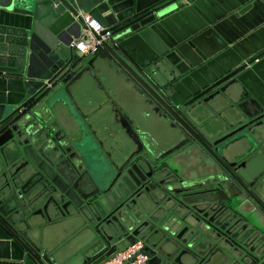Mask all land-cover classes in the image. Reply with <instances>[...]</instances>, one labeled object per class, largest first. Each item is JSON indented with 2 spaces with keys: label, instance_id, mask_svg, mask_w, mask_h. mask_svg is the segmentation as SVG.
<instances>
[{
  "label": "flooded vegetation",
  "instance_id": "1",
  "mask_svg": "<svg viewBox=\"0 0 264 264\" xmlns=\"http://www.w3.org/2000/svg\"><path fill=\"white\" fill-rule=\"evenodd\" d=\"M93 72L97 77L101 71ZM248 75L254 89H264L255 74ZM135 83L158 118L136 122L117 105L110 123L96 124L93 116L81 112L72 125L58 129L39 113L29 120L36 138L33 145L48 146L52 167L71 183L87 184L88 194L95 191L93 180L106 170L139 171L141 187L121 203L140 207L137 225L148 238L138 237L144 249L157 243L146 251L147 264H264V99L261 103L246 90L224 99L222 92L216 94L223 84L197 100L193 98L198 93L184 97L153 87L175 116ZM98 85L103 88L99 81ZM103 89L112 98L110 88ZM12 124L2 125L3 130ZM22 162L2 172L8 176L3 185L12 179L11 193L23 202L26 215L41 216L52 207L46 203V188ZM182 169L187 175H181ZM165 185L172 189H163ZM60 199L63 209L52 211L45 217L48 221L79 213L62 194ZM164 222L170 223L171 231L162 230Z\"/></svg>",
  "mask_w": 264,
  "mask_h": 264
},
{
  "label": "water",
  "instance_id": "2",
  "mask_svg": "<svg viewBox=\"0 0 264 264\" xmlns=\"http://www.w3.org/2000/svg\"><path fill=\"white\" fill-rule=\"evenodd\" d=\"M21 2L0 0V7L5 10L15 8L19 14L30 13L32 19L24 28L0 25V153L7 169L22 160V164L30 165L33 175L42 181L46 188V203L52 207L41 216L50 217L52 211L59 210V207L63 209V206H58L62 194L69 205L78 208V216L91 223L96 222L94 230L103 244L102 250L95 258L86 261V264H95L116 249L124 250L138 237L148 239L137 225L140 207L130 208L121 203L130 191L141 187L142 176L134 167H122L115 173L106 170L93 180L95 191L88 194L87 184L71 183L52 167L48 146L36 149L33 145L36 138L32 137L29 120L39 113L34 112L31 105L39 101L50 86L63 84L55 98H62L73 113L75 104L69 85L84 74L93 76L94 63L106 58L114 59L175 116H178L177 112L133 66L148 76L149 71L154 73L167 69L168 79L158 87L165 94L170 89L184 97L198 93L193 98L197 100L223 84L216 94L222 92L224 99L246 90L263 103L264 89H254L248 74H255L264 83V49L244 58L228 47L213 27L175 46L166 45L150 24L172 9L170 0H30L27 7H20ZM251 6L252 3L245 5L239 13ZM79 11L88 13L92 19L113 31L111 40L93 49L90 57L72 45L80 34L81 39L90 44L85 35L86 24ZM67 14L74 16V21L59 28L65 23ZM54 26H58L57 32H54ZM177 86L180 90L176 89ZM11 122L14 124L3 130L2 125ZM6 147H9L7 153L4 152ZM113 177L116 179L112 184ZM12 186L10 179L6 186L0 188V257H12L21 260L22 264H59L54 256H49L29 237L26 232L29 217L26 210L24 212L23 202H18L11 193ZM163 189L171 190L172 187L165 185ZM89 198L95 200L89 202ZM91 215L95 217L94 221L90 220ZM169 224L164 222L162 230L171 231ZM156 244L150 242L144 250L152 251Z\"/></svg>",
  "mask_w": 264,
  "mask_h": 264
},
{
  "label": "crops",
  "instance_id": "3",
  "mask_svg": "<svg viewBox=\"0 0 264 264\" xmlns=\"http://www.w3.org/2000/svg\"><path fill=\"white\" fill-rule=\"evenodd\" d=\"M29 2L30 0H22L18 6L27 7ZM170 2H172V9L150 24L151 29L166 45L175 46L206 28L213 27L227 42V46L244 58L254 56L264 49L263 0L259 2L256 0H186V2L170 0ZM249 3H252V6L243 13H239ZM15 10L17 9L8 11L0 7V25L16 28L29 26L32 20L30 13L19 14L20 12ZM66 16L65 23L59 28H64L75 19L71 14ZM59 28L54 26V32H57ZM91 54L92 51L84 55L90 57ZM94 64L95 68L101 71L97 77L84 75L69 88L75 104V107H72L73 113L62 98H55L63 84L50 86L46 94L31 105V109L40 113L45 122L54 124L58 129L68 127L65 123L72 125L73 117L81 112L93 116L96 124L110 123L117 105L136 122H141L143 118H158L153 106L147 102L146 93L139 89L135 79L114 59L106 58ZM133 67L141 75L142 70ZM166 70L154 73L149 71L151 83L148 82V84L157 88L162 86L168 79ZM98 81L103 88L107 86L110 88L112 98L106 95L105 89L99 87ZM8 149L9 147H6L4 152L7 153ZM1 155L0 153V188L9 182L3 185L5 180H8V176L6 177L2 172L12 168L7 169L4 166ZM257 165L254 164V167L257 168ZM181 175H187V170L182 169ZM52 220L48 221L45 216L34 215L27 219L26 232L40 249L46 250L49 256H54L59 264H86V261L92 260L101 252L103 244L94 230V224L89 220L78 216L77 213ZM0 264H22V261L12 257H0Z\"/></svg>",
  "mask_w": 264,
  "mask_h": 264
},
{
  "label": "built area",
  "instance_id": "4",
  "mask_svg": "<svg viewBox=\"0 0 264 264\" xmlns=\"http://www.w3.org/2000/svg\"><path fill=\"white\" fill-rule=\"evenodd\" d=\"M186 2V0H183ZM86 24L85 35L88 36L90 44H86L80 34L72 41V45L79 50L82 54H86L101 43L111 40L113 31L107 29L96 20L92 19L88 13H79ZM148 253L144 250V243L141 239H136L133 243L129 244L124 250L116 249L109 255H105L102 260L95 264H147Z\"/></svg>",
  "mask_w": 264,
  "mask_h": 264
}]
</instances>
